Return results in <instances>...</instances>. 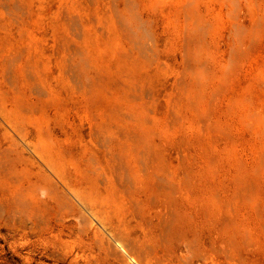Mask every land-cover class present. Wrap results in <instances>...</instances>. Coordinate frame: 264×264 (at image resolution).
Returning <instances> with one entry per match:
<instances>
[{
    "label": "rangeland",
    "instance_id": "obj_1",
    "mask_svg": "<svg viewBox=\"0 0 264 264\" xmlns=\"http://www.w3.org/2000/svg\"><path fill=\"white\" fill-rule=\"evenodd\" d=\"M0 264H264V0H0Z\"/></svg>",
    "mask_w": 264,
    "mask_h": 264
}]
</instances>
